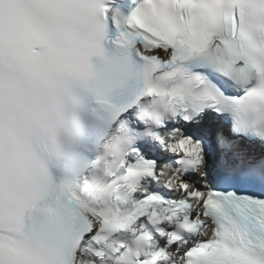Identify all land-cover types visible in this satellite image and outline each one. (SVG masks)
<instances>
[{
	"label": "snow or ice",
	"instance_id": "6c2138e0",
	"mask_svg": "<svg viewBox=\"0 0 264 264\" xmlns=\"http://www.w3.org/2000/svg\"><path fill=\"white\" fill-rule=\"evenodd\" d=\"M0 264H264V0H0Z\"/></svg>",
	"mask_w": 264,
	"mask_h": 264
}]
</instances>
